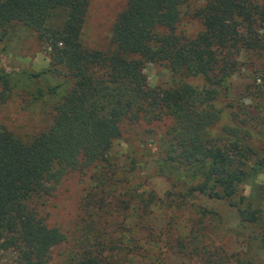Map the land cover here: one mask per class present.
<instances>
[{"label": "trees", "instance_id": "1", "mask_svg": "<svg viewBox=\"0 0 264 264\" xmlns=\"http://www.w3.org/2000/svg\"><path fill=\"white\" fill-rule=\"evenodd\" d=\"M184 2L127 0L106 48L96 49L81 41L89 0H0V41L21 24L47 47L52 71L62 67L72 80L61 91L45 80L46 71L0 67V105L25 80L34 85L26 95L50 113L48 125L29 137L0 127V248L14 250V264H46L49 250L66 241L35 201L69 171L90 172L91 186L80 200L74 248L60 264H157L161 232L149 214L159 198L132 181L135 159L113 152L127 122L171 119L157 160V173L170 182L166 198L202 194L236 208L242 224L262 219L239 190L264 174V138L256 141L237 125L227 134L216 129L222 110L215 103L228 101L229 79L247 71L246 92L256 89L262 102L232 113L238 125L264 129V0H203L189 12ZM183 16L197 22L193 33L179 27ZM147 63L164 65L171 82L150 85ZM259 235L264 249V228ZM178 239L186 246L187 238Z\"/></svg>", "mask_w": 264, "mask_h": 264}, {"label": "rangeland", "instance_id": "2", "mask_svg": "<svg viewBox=\"0 0 264 264\" xmlns=\"http://www.w3.org/2000/svg\"><path fill=\"white\" fill-rule=\"evenodd\" d=\"M127 0H89L81 32L82 43L90 48L105 49L116 14ZM203 0H185L183 12H189L201 5ZM181 29L193 33L197 22L183 16ZM50 57L45 44L39 41L29 29L17 24L9 30V37L0 41V67L7 71L38 73L46 71L45 80L50 85H60L59 90L68 89L71 78L57 67L52 71ZM150 85L166 86L171 82L169 70L162 64L147 63L144 68ZM250 84L248 72L242 71L229 79L230 96L228 101H218L217 108L222 110L221 121L216 129L237 125L242 130H250L256 141L264 138V129L248 122L238 125L233 108L262 102L256 89L247 94L246 85ZM24 88L30 90L34 85L22 80L18 88H13L10 99L0 105V127H9L23 137H29L43 130L50 121L49 106L41 101L32 102ZM242 115L238 116L241 120ZM171 125L169 116L153 118L122 125V136L113 144V152L121 160L134 158L137 169L132 181L144 190L152 189L158 202L152 205L149 222L157 233L159 242L155 246L157 264H264V249L258 243L259 234L264 228V174L240 185L239 193L259 210L261 220L256 224H242L236 208L225 200L211 199L202 194L192 198H166L170 189L169 180L157 173V160L161 157L160 140L166 128ZM214 128V127H213ZM213 129L214 131L216 129ZM90 173V172H89ZM89 173L69 171L55 186L49 196L35 201L38 214L49 227H56L64 234L66 241L52 247L48 252L46 264H60L74 248L78 236L80 200L91 186ZM200 208H204L203 214ZM179 233L186 241L178 239ZM15 252L12 248H0V264H14Z\"/></svg>", "mask_w": 264, "mask_h": 264}]
</instances>
